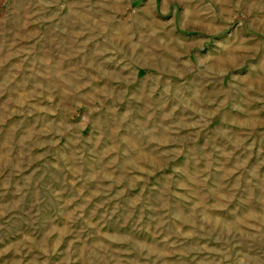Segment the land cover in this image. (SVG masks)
Returning <instances> with one entry per match:
<instances>
[{
  "label": "rangeland",
  "instance_id": "374dc122",
  "mask_svg": "<svg viewBox=\"0 0 264 264\" xmlns=\"http://www.w3.org/2000/svg\"><path fill=\"white\" fill-rule=\"evenodd\" d=\"M0 264H264V0H0Z\"/></svg>",
  "mask_w": 264,
  "mask_h": 264
}]
</instances>
